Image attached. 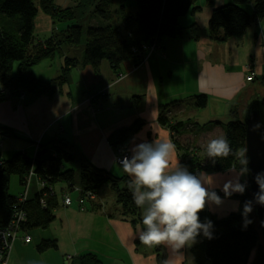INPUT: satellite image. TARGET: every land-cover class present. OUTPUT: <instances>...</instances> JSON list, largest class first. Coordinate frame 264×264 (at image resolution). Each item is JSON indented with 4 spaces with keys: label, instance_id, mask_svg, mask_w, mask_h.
<instances>
[{
    "label": "crops",
    "instance_id": "obj_1",
    "mask_svg": "<svg viewBox=\"0 0 264 264\" xmlns=\"http://www.w3.org/2000/svg\"><path fill=\"white\" fill-rule=\"evenodd\" d=\"M172 1L175 6L185 2V0ZM34 2L37 4L38 0ZM53 2L59 8H66L74 7L81 1L53 0ZM231 2L232 0H214L213 5L211 2L210 7L203 8L200 13L201 7L197 5L200 9L195 13H189L191 22L188 27H181L179 23L184 37L163 39L160 50L153 52L139 68H134L131 61L124 62L117 73H113L103 63L98 72L88 66L76 65L70 71L69 83L64 85L60 92L52 97L40 96L35 99L26 96L23 101L16 100L13 92L8 93L0 85V130L10 132L9 135H3L0 132V159L9 158L17 151L25 152L27 156L33 157L36 143L45 144L63 138L74 145L96 169L116 177H128L122 167L115 163L118 155L114 153L107 141L110 133L114 129L128 127L135 121L142 122V126L129 137L126 147L121 151L129 157L131 148L145 140L151 142L155 138H162L172 141L170 130L158 123L157 116L161 106L173 102H179L177 103L179 107L171 110L175 120L198 125L196 128L187 129L185 138L194 139L193 143L202 148L208 140L223 136L222 125L224 121L231 119V110H242L246 100L253 94H259L264 98L262 82L264 20L252 23L244 35L234 42L237 48L245 44V46L253 45L249 59L245 61L244 69L242 67L244 72L241 67L238 70L226 67L227 56L232 52L231 48H228L232 42L231 38L219 44L207 37L206 27L212 10ZM248 10L252 12V7L249 6ZM50 32L48 37L57 33L52 25ZM187 32L188 34L185 35ZM247 66H250L255 73V79L252 82L246 81ZM60 68L56 69L55 77L60 74ZM32 75L35 77L33 72ZM119 75H122L123 79L115 82ZM36 76L35 78L43 81L55 78L51 75L50 80H44L41 77L38 78L40 75ZM200 94H205L207 97L206 107L193 109L188 106L189 109L186 108L185 102ZM134 98L136 104L133 103ZM88 99L90 103L87 102ZM214 122H220L222 125H214ZM202 127L204 131H199ZM197 150L201 152L200 155H203V148H197ZM173 159H178L181 164V152L177 147ZM202 172L210 176L214 190L224 199L223 205L219 207L209 205L204 211L223 217L243 210L244 201L241 199L243 194L234 193L231 197L225 198L221 191L223 183L240 172L235 169L224 172L208 170ZM31 177L28 183L30 186L27 189L28 197H32L39 190L36 185L38 181L34 176ZM240 182L242 183L241 176ZM103 194V196L97 195L96 201L100 204L88 203L85 211L78 209L75 203L77 199L75 191L70 193L73 203L71 206L64 207L60 204L58 209L67 220L63 224L61 215L59 216L57 232L68 233L69 240L66 243L61 242L60 238L55 240L57 262L59 256L63 257L65 253L71 260L90 253L96 255L101 261L100 252L104 254L110 252L109 264H165V261L173 264L174 260L175 264L187 263V257L195 246H186L180 252L174 253L164 245H159L157 249L156 246L146 247L140 244L136 239L137 225L134 226L129 221L121 219L118 215V207L114 203V196L110 200L109 193ZM107 199H109L108 202ZM93 204L95 209L92 207ZM233 208L237 210L234 211ZM42 237L34 238L37 240L36 246L43 239ZM46 238L53 237L47 234L44 236V239ZM31 244L16 242L10 252L8 264H26L29 255L34 256L35 251L37 252L36 246L34 250ZM60 244L63 245L62 248ZM259 245L264 247L263 236ZM49 250L53 249L43 253ZM107 250L108 253H105ZM16 255L25 261L22 262L20 259L21 262H16L14 260ZM191 256L193 263H196L193 255ZM253 258L254 253L249 263L253 261Z\"/></svg>",
    "mask_w": 264,
    "mask_h": 264
},
{
    "label": "trees",
    "instance_id": "obj_2",
    "mask_svg": "<svg viewBox=\"0 0 264 264\" xmlns=\"http://www.w3.org/2000/svg\"><path fill=\"white\" fill-rule=\"evenodd\" d=\"M248 6L252 7V12L246 10ZM82 9L81 2L74 7L59 8L53 0H38L37 4L34 0H0V85L9 91L13 89L15 93L21 90L31 97H52L69 83L70 71L79 62L75 52L77 49L80 50V65L88 66L95 72L100 70L103 61H107L113 73H117L126 61L140 66L146 62L151 46L155 48L154 51H158L163 39L183 38L179 19L200 8L196 5V0H185L177 6L172 0H136L134 10L125 0H93V20L86 29L77 22ZM40 10L52 23L63 22L65 26L59 33L46 39L35 36V18ZM263 20L264 0H232L231 3L212 10L206 34L211 41L221 44L230 38H241L252 23ZM56 55L62 58L57 77L43 81L32 75L35 65L53 59ZM262 82L264 83V77ZM133 101L136 104L135 98ZM177 103L179 102L161 106L157 121L170 130L171 139L181 152V165H185L193 173L195 169L206 170L205 164L219 172L235 169L243 175L245 182V166L241 163L244 155H237L240 152L244 154L245 150V129L239 119V109L231 110V120L227 123L222 125L214 122V125H222L223 136L227 138L233 154L227 158H217L213 164L204 151L202 162L197 157L189 160L192 148L186 144L182 146L178 138L186 134L187 129L198 125L175 120L171 110ZM206 104L205 94L196 95L185 102L186 107L191 106L193 109H203ZM141 126L142 122L138 120L128 127L114 129L107 139L110 147L114 151L124 150L129 137ZM199 131H204V127ZM0 132L3 135L10 134L5 130ZM38 146L33 157L17 151L9 158L0 159V229H6L15 220L18 234L13 247L18 241L30 244L31 233L36 229L47 228L54 221L53 212L61 204L63 196L70 197L75 189H78V197H81L89 192L96 194L102 185L108 184L114 195L119 217L134 226L141 225L142 209L132 199V193L127 187L128 177H116L96 169L74 145L63 138L45 144L39 143ZM195 150L196 148L192 151ZM185 159L188 161L184 164ZM69 164L74 165L75 169L64 168ZM12 176H16L18 184L23 188L22 192L14 195L10 193ZM31 176L35 177L37 183H42L43 187L32 197L26 194L25 199L20 202L19 194L24 192ZM58 184L63 186L56 191L55 186ZM242 198L244 203L253 200L247 192ZM19 212L24 214V218L17 222ZM241 213L242 211L232 212L223 217L209 211L199 213L202 222L205 219L213 222V238L208 239L203 234L197 237L201 243L192 248L197 264L203 261L208 264H264L263 247L259 245L261 234L256 219L251 212L248 219L252 223L244 228ZM25 236L30 237V243L24 242ZM48 249H57L55 240L42 239L36 246L39 253ZM252 253L254 258L249 263ZM159 261L161 263V256ZM72 264L102 262L96 255L89 253L74 258Z\"/></svg>",
    "mask_w": 264,
    "mask_h": 264
},
{
    "label": "clouds",
    "instance_id": "obj_3",
    "mask_svg": "<svg viewBox=\"0 0 264 264\" xmlns=\"http://www.w3.org/2000/svg\"><path fill=\"white\" fill-rule=\"evenodd\" d=\"M203 149L213 164L217 158L233 154L225 136L208 140ZM175 150V144L169 139L145 140L135 144L130 150L131 156H124L120 165L130 178L127 187L132 199L142 209V227L137 225L136 239L146 247L164 245L178 253L197 243L201 234L213 238V222L208 219L202 222L199 213L209 205H223L224 199L214 190L210 176L204 172L194 174L178 159L174 160ZM237 155L243 157L244 154ZM241 163L247 164L248 161L242 159ZM240 176L237 173L223 183L221 191L225 198L245 192L247 184L240 182ZM254 179L259 190L253 200L245 201L243 205L244 228L252 223L248 216L253 211V203L264 206V172L257 173ZM261 226L264 227V221Z\"/></svg>",
    "mask_w": 264,
    "mask_h": 264
},
{
    "label": "rangeland",
    "instance_id": "obj_4",
    "mask_svg": "<svg viewBox=\"0 0 264 264\" xmlns=\"http://www.w3.org/2000/svg\"><path fill=\"white\" fill-rule=\"evenodd\" d=\"M81 1V3H82V5H83V9H82V12H81V15H80V18H78L77 19V22L81 25V27L83 28V29H86V27L89 25V23L93 20L92 18H91V16H92V14H91V11H92V1L90 2V0H80ZM125 2L128 4V6L129 7H131V9H135L136 8V0H125ZM211 2H212V5H213V3H214V0H196V5H198V6H200L201 7V10L199 11V13L202 11V9L203 8H209L210 7V4H211ZM248 8H249V6L248 7H246V10L247 11H249L248 10ZM189 14V13H188ZM186 15V16H184V17H182V18H180L179 19V23H180V26L181 27H188V25H189V23L191 22V21H189V18H190V16H191V14H189V15ZM263 23H264V21H263ZM51 25L54 27V31H56L57 33H59V30L60 29H62L65 25L63 24V22H55V23H52V21L46 16V15H44L43 13H42V11L40 10L39 11V13L37 14V16H36V18H35V26H34V32H35V35L39 38V39H42V38H45V37H48L49 35H50V29H51ZM84 34V33H83ZM188 34V32L187 33H185V35H187ZM231 40H232V42H231V45L229 44V49L231 48V54H229L228 56H227V68L229 69H235V70H238L240 67H241V70H243L244 69V64L246 63L245 61L246 60H248L249 59V55L251 54V51H252V47H253V45H249V44H247V46H245V45H242V47L240 46L239 48H237L236 46H234V42H236V40H237V38H231ZM258 42V41H257ZM80 50H78L77 49V51H75L76 52V55H77V57H78V61H79V63H80V55H79V52ZM153 52H155L154 50L153 51H151V52H149L148 53V55H147V59H148V57L153 53ZM75 55V54H74ZM62 58H61V56L60 55H56L53 59H50V60H47V61H43V62H41V63H39V64H37V65H35L34 67H33V70H32V72L34 73V75H35V77H37L36 75H40V76H38V78H40L41 77V79H44V80H50L51 78L50 77H52L51 75H54V77H55V75L56 74H54L55 73V71H56V69L57 68H60V65H61V63H62ZM147 61V60H146ZM78 62H77V66L78 65H80ZM103 64H106V66H107V68H109V66H108V63H107V61H103L102 62ZM144 63H145V61H144ZM143 63V64H144ZM142 64V65H143ZM134 66V65H133ZM139 67H141V65L140 66H134V68H139ZM242 67H243V69H242ZM107 72H110V71H107ZM243 72H244V70H243ZM123 79V77H122V75H119V76H117L116 77V79L114 80L115 82H119L120 80H122ZM254 83V82H253ZM248 86V85H247ZM62 89V88H61ZM6 91H8V93L9 92H13V89H11L10 91L6 88L5 89ZM61 91V90H60ZM59 91V92H60ZM15 95H16V100H18V101H23L25 98H26V92H23V91H18V93H15V92H13ZM100 94V93H99ZM101 95V94H100ZM103 95V94H102ZM101 95V96H102ZM32 98L33 99H35V97L34 96H32ZM91 99V98H90ZM90 99H88L87 100V102L88 103H90ZM97 102H98V100H97ZM181 106H184V104H180ZM179 106L176 104V105H174L172 108H173V110L174 109H176V108H178ZM186 108H188L189 109V107H186ZM184 109V108H183ZM231 119H229V120H226V121H224L223 123L225 124V123H227V121H230ZM178 141H179V143L183 146V145H187V146H189L190 147V159L189 160H191V159H195L194 157H197L201 162H202V156L203 155H200L201 154V152H199V150H197V148H200V149H202L201 148V146H197V144L196 143H193V142H195V140L193 139V140H190L188 137H186L185 138V135H181V137H179L178 138ZM196 141H197V139H196ZM39 144V143H38ZM38 144L36 143L35 144V148H36V150H35V153H36V151H37V149H38ZM194 146V147H193ZM194 148H196V150L193 152L192 150L194 149ZM113 151H114V149H112ZM203 151H204V149H203ZM202 151V152H203ZM121 152V150H117V151H114V153L116 154V155H118L119 153ZM31 153V152H30ZM30 155V154H29ZM194 155H197V156H194ZM29 157H31V156H29ZM182 160V159H181ZM188 161V159H185L184 161H183V163L185 164L186 162ZM202 165H204V164H202ZM205 165H207V169L206 170H208V171H214V172H219V171H215V170H212V169H210L209 167H208V164H205ZM183 166H185V165H183ZM65 169H75V166L74 165H72V164H69V165H66L65 167H64ZM206 170H200V169H195L194 170V173L196 172V171H198V172H202V171H206ZM241 174V173H240ZM241 180H242V183H245L244 182V179H243V175L241 174ZM37 185V184H36ZM28 186H30V184L28 185ZM38 186V185H37ZM60 186H63V185H59L58 184V186L56 185L55 186V188H56V191H58V189H59V187ZM103 187L98 191V194L96 193H94L95 194V198H94V201L93 202H95L96 204L97 203H99V202H97L96 200H97V195H99V196H103L104 194V192L107 194V193H109V197H110V200H112V196H114V195H112V193H110L111 191V189H110V186L108 185V184H105V185H102ZM39 188V187H38ZM103 188H106V189H104L103 190ZM21 190H23V188L18 184V181H17V178H16V176H12L11 177V179H10V193L12 194V195H14V194H18L19 193V191H21ZM76 192L77 193V196H76V198L79 196L78 195V189H76V190H73V192ZM22 192V191H21ZM100 193V194H99ZM21 195H23V193L21 194ZM20 194H19V197H22ZM243 195H244V193H243ZM243 195H241V199L243 200ZM72 197L73 198H75V195H73L72 194ZM75 200V199H74ZM107 202L109 201V199H107L106 200ZM92 202V203H93ZM75 203H76V201H75ZM73 204V203H72ZM100 204V203H99ZM77 205V204H76ZM86 205H87V203L85 204V210H86ZM94 205V204H93ZM60 206V205H59ZM58 206V207H59ZM75 206V205H74ZM100 207V206H99ZM58 210V211H57ZM85 210H83V211H85ZM81 211V210H80ZM54 216H55V221L50 225V227L48 226L47 228H45V229H36V230H34L32 233H31V237H32V244L30 245L31 246V248H33L34 250H35V246H36V243H37V240H35L34 238H36V236L38 237V236H40V237H42L43 239H44V236H47V234H50V237H53V238H46V239H50V240H57L58 238H60L61 239V242H63V243H66V242H68V240H69V234L68 233H64V232H62V233H59V232H57L58 231V225H59V216L62 214V212H61V210L60 209H55L54 210ZM60 218H61V220H62V223L64 224V222H66V220L67 219H65L64 218V216H60ZM256 223H257V221H256ZM63 234H64V236H63ZM65 235H66V237H65ZM262 236L263 235H261V238H262ZM264 237V236H263ZM63 239V240H62ZM59 241V240H58ZM40 243V242H39ZM38 243V244H39ZM201 243V240H199V239H197V243H195L193 246H197L198 244H200ZM60 247L62 248L63 247V245L61 246V244H60ZM264 248V247H263ZM262 248V249H263ZM106 250V249H105ZM109 250V249H108ZM108 250L107 251H105V253H108ZM45 252V251H44ZM60 252L61 253H63L62 252V250H60ZM114 253H115V251H114ZM69 254V253H68ZM56 255H57V252H56V250H49V251H47V253H37L36 251H35V255L34 256H31V255H29L30 257H28L27 259H26V264H72V261L73 260H71L70 258H68V256H67V253H65V255L63 256V257H61V256H59V258H58V262H57V257H56ZM61 255H63V254H61ZM111 254H110V252L108 253V254H104V253H102V252H100V258H101V261H102V263L103 264H109L110 262H111V256H110ZM192 253H189V255H188V257H187V263L186 264H197V263H193V261H192ZM14 257V256H13ZM13 259V258H12ZM20 256H15L14 257V260L16 261V262H18V261H20ZM162 259V258H161ZM21 261L22 262H24L25 260L24 259H21ZM20 261V262H21ZM173 264H175V260H174V263ZM201 264H208V262H205V261H203Z\"/></svg>",
    "mask_w": 264,
    "mask_h": 264
},
{
    "label": "water",
    "instance_id": "obj_5",
    "mask_svg": "<svg viewBox=\"0 0 264 264\" xmlns=\"http://www.w3.org/2000/svg\"><path fill=\"white\" fill-rule=\"evenodd\" d=\"M239 119L245 129V150L244 159L248 161L244 164L246 191L252 197L258 192V185L255 182L257 173L264 172V98L259 94L251 95L240 110ZM253 216L257 221V228L264 236V206L253 203Z\"/></svg>",
    "mask_w": 264,
    "mask_h": 264
},
{
    "label": "built area",
    "instance_id": "obj_6",
    "mask_svg": "<svg viewBox=\"0 0 264 264\" xmlns=\"http://www.w3.org/2000/svg\"><path fill=\"white\" fill-rule=\"evenodd\" d=\"M155 48L154 47H150L148 49V52L153 51ZM255 79V73L254 71L251 69L250 66H247V77H246V81L247 82H252ZM124 156H127L126 153H122L120 152L118 154V156L115 158V163L117 166H121L120 165V160H122L124 158ZM195 173H198V171H196ZM194 173V174H195ZM30 180V179H29ZM28 180V183H29ZM28 183L24 189L23 195H21L22 197H19V201L22 202L27 194V189H28ZM39 189L43 187L42 183H37ZM95 198V194L94 193H86L84 196L78 197L76 199V204L79 210L83 211L85 210V204L89 203V202H93ZM61 204L64 207H69L72 205V199L66 195L63 196V198L61 199ZM18 221L20 222L22 221V219L24 218V214L19 212L17 215ZM15 225L16 227L13 228L12 226ZM17 224L15 223V220L12 221L11 223H9V227H7L6 229H0V264H8V258L10 255V252L13 248V244L14 241L17 238ZM30 237L29 236H25L24 237V242L25 243H30Z\"/></svg>",
    "mask_w": 264,
    "mask_h": 264
}]
</instances>
